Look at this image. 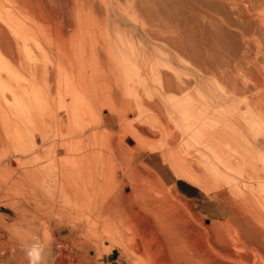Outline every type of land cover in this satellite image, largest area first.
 <instances>
[{
    "label": "rangeland",
    "instance_id": "1",
    "mask_svg": "<svg viewBox=\"0 0 264 264\" xmlns=\"http://www.w3.org/2000/svg\"><path fill=\"white\" fill-rule=\"evenodd\" d=\"M50 3L0 0V24L24 54L20 61L0 53V264L11 254L29 264L26 250L37 242L45 246L44 264H144L159 230L142 236L134 222L130 231L125 226L137 254L119 242L127 239L123 228L97 227L95 239L89 232L95 210L120 189L146 219L144 226L151 212L142 202H149L168 221L191 228L188 237L196 243L200 232L237 235L235 208L264 211V50H254L264 49V34L248 38L251 52L231 53L216 47L214 33L197 22L189 34L201 63L191 66L188 57L166 49L172 60L158 68L154 61L162 52L127 43L139 20L123 2L111 20L72 0L70 29ZM176 16L163 24L178 23ZM210 62L212 70L205 71ZM162 73L171 78L168 92ZM225 78L235 81L225 88ZM182 82L188 86L178 89ZM109 119L115 127L104 123ZM87 154L79 174L74 160ZM172 167L207 174L187 182ZM91 180L102 188L95 202L89 196L80 206L72 193ZM60 181L68 193L59 191ZM232 238L223 241L235 244ZM161 255L169 256L165 249Z\"/></svg>",
    "mask_w": 264,
    "mask_h": 264
},
{
    "label": "bare ground",
    "instance_id": "2",
    "mask_svg": "<svg viewBox=\"0 0 264 264\" xmlns=\"http://www.w3.org/2000/svg\"><path fill=\"white\" fill-rule=\"evenodd\" d=\"M83 1L87 5L91 15H98L109 19L111 18L115 19L114 16H116L117 13L116 7L119 5L120 2H123V4L126 6L125 8L129 7L130 9H132V11L135 14H137L132 16L137 21L139 20L138 21L139 26H135L136 28L129 32L128 36L130 37L127 39V43L132 44L131 42L133 40L135 44H138V47H140L142 51L151 48L155 51L159 50L160 52H162V54L159 55L157 59L154 61L155 66L158 68H164L172 60L173 55L171 56V52H166L165 51L166 49L171 50L174 53V55L177 57L180 56L186 58L188 57L187 59H189V64L191 66H196V65L198 66L199 63H201L200 58L197 57L198 54L197 55L195 54L193 41L191 40L189 34L194 26L195 27L201 26V28L209 29V31L213 32L216 37L217 41L215 46L224 51L228 50L231 53L244 52V54H247L248 52H251L252 50L250 47V40H248V38L252 35L264 34V24L261 20V14L264 13V0H110L111 2H107L103 4H101L99 0H83ZM49 2H51L50 4H53L55 10H57L60 13L59 16L62 15L60 18L62 23L66 25L67 28L70 29L71 20L75 12L71 4L72 0H49ZM107 4H109L110 6ZM118 10L120 11V9ZM180 13H182V15ZM179 14L181 15L180 17H182V19L176 16ZM171 16L172 17L176 16V18L179 19L177 21L178 23L174 24L173 26H167L163 24V21L165 20H168L166 22L167 24L170 25L173 24L174 22L170 19ZM197 18H200V21H195ZM95 19L97 20V18ZM197 22H200V26L198 25L199 23ZM159 26H162V28H159ZM204 32L206 33V29ZM136 37H138L139 39L138 42L135 41ZM205 37L209 38L208 36ZM143 38H146L149 41V45L142 40ZM208 42L209 41H207V43ZM207 46L209 45L207 44ZM207 46L205 45V47ZM15 49L16 48H14V46L9 40L7 30L0 24V53H3L6 56L8 54H11L20 61H22L24 55L21 52L22 50L18 49L19 51H17ZM254 50L258 53H262L264 49L260 47V45H257ZM92 52L90 51L91 56H92L91 54ZM87 54H89V52ZM204 67H205V71L212 70L213 68L212 62H210L209 64L204 63ZM162 76L164 77L165 80V90L168 92L172 87L171 78L163 73ZM3 79L4 78H2V80ZM7 80H8L7 78L6 80L4 79L5 82H8ZM231 81H235V80H231L230 78H225L224 81L225 84L224 86H226L225 88H228L227 83H231ZM5 84L9 85L10 83L8 82ZM186 86H188L187 83L182 82L181 84H178L176 87L178 89L181 88L184 89ZM8 88H12V87L9 86ZM10 91L11 89L9 90V92ZM104 123L109 127H115V123L111 119L105 120ZM87 139L89 138L87 137ZM123 143L124 142H122V140H118L117 141L118 145L116 144V146H119V149L123 150L124 149ZM117 148L115 147V149ZM156 148L157 145L156 147L150 148V150L152 151L155 150ZM89 156L90 155L88 154L81 155L74 160L76 171L79 174L81 173V171L84 170V168L80 166L84 162H86ZM172 169L174 173L177 175V177H181L184 179L186 178L185 181L187 182H191L192 179L194 178L196 179L199 177L203 178L204 175L207 174L202 170L200 172L199 168L197 170L193 168L191 169L188 168L184 172H180L176 167H172ZM92 182L91 183L88 182V183L92 184ZM85 183L84 185H86ZM59 185H60L59 186L60 192L62 191L64 192V194L68 193L65 190V187L63 186L61 181ZM84 185L82 184V182H80V185L78 186V188H76V191L72 193L79 198L80 206H82L83 203L85 204L87 203L89 196L91 197L92 201L95 202L94 197L98 195L100 188H102L98 183H94V182L88 188H86V186ZM87 189L90 190L89 195L86 194L83 195L85 191H87ZM142 205L147 206L145 208H147V210L151 212L148 213L147 215L149 216L148 218L150 220L147 221L148 222L147 224L145 223L146 226H144V222H146V219L144 221V217L138 213L137 209L134 208L132 198L129 196L127 192L125 193L123 189H120L115 196H113L112 198H110V200L106 202H102L101 205L98 207V209L95 210L93 223H92L94 228L89 231L90 234L93 236V239L97 238V231H96L97 227L107 226L110 227V229L111 227L112 228L115 227L118 230L119 228L121 229L123 228L122 230L120 229L121 233L123 234V232L131 230L130 224L134 222L136 226L134 230L135 233L140 234L145 231L154 232V230L157 231L159 230L158 232L159 234H154L156 235L155 238H157L158 240V243H156V245L155 242L153 243V241L150 240L151 238L149 239L148 236L150 235V233L149 232H148L149 234L147 233L148 238L146 237L147 238L146 240H149L147 244L152 241L151 244L150 243L149 244L152 245L153 243L154 245L152 246H150L149 244L148 245L150 248L155 247L154 248L155 250L153 251V253L150 251L153 250L152 248L148 250L150 258L147 259V261L144 264H165L166 261L169 262L170 264H219L221 262H218L217 260H219L220 258L222 259L231 258L232 259L231 261L234 264H264V211H261L258 208L254 207L252 209H245V208L234 209L235 219L239 227V230L235 225L237 228L236 232L238 231V234L237 235L234 234L235 236L231 235L235 237V238L231 237L232 242L234 241L233 239H236L235 244H231L228 243L227 240L228 238L226 239V242L223 241L225 240L224 238H226V236L227 237L229 236V239H231L230 235L226 234L227 232L226 233L224 232L225 237L222 238V236H219L223 233L224 230H221L222 231L221 234H218L219 230H217L216 232L214 230L209 238H207L206 234L200 232V236H197V238L201 240L200 242L198 241V243H196L195 242L196 240L194 241V239L192 238L190 239L191 236L188 237V234L191 233L188 231H190L191 228L187 227L186 225L185 226L180 225L175 221L173 222L168 221V219H166L164 215L159 213V210L156 209V207H154L155 209L151 210L150 205L152 204H149V202H146V204L142 202ZM154 205L156 206L157 204ZM125 226L127 227V229H125L124 231V228H126ZM105 228L102 227L99 228V230L100 229L105 230ZM157 231H155V233ZM191 231L193 233L194 232L199 233V231L197 230L194 231L191 230ZM110 232H108L109 234L107 236L108 237L110 236L111 239L115 240L116 239L114 235L115 233H110ZM100 233L101 232H99V234ZM145 233L144 234L142 233V236L145 235ZM118 235L119 233L116 236ZM127 236L128 233L126 234V237ZM127 239L126 242L125 240L119 242H121L130 252L137 254L135 253V249H134L135 238L127 237ZM144 239L145 238H143L142 242L145 244L146 240ZM188 239L192 240L191 242L195 246L192 244L190 245L188 243ZM2 247L0 246L1 249ZM163 249L167 251L169 256L163 257L161 255V251H163ZM137 251L139 253V248ZM1 258H0V262H1ZM17 259L18 257L13 258L11 254L7 259V261L5 262V264H19L18 263L19 261ZM224 263L222 262L221 264Z\"/></svg>",
    "mask_w": 264,
    "mask_h": 264
},
{
    "label": "clouds",
    "instance_id": "3",
    "mask_svg": "<svg viewBox=\"0 0 264 264\" xmlns=\"http://www.w3.org/2000/svg\"><path fill=\"white\" fill-rule=\"evenodd\" d=\"M44 245L39 242L31 245L27 251L29 264H44L45 257L43 256Z\"/></svg>",
    "mask_w": 264,
    "mask_h": 264
},
{
    "label": "water",
    "instance_id": "4",
    "mask_svg": "<svg viewBox=\"0 0 264 264\" xmlns=\"http://www.w3.org/2000/svg\"><path fill=\"white\" fill-rule=\"evenodd\" d=\"M128 143H131V142L128 141Z\"/></svg>",
    "mask_w": 264,
    "mask_h": 264
}]
</instances>
